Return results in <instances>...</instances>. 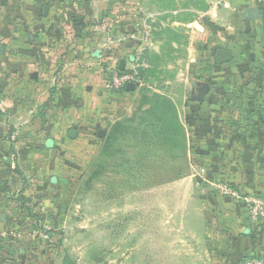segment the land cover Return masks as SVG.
<instances>
[{
    "label": "crops",
    "instance_id": "obj_1",
    "mask_svg": "<svg viewBox=\"0 0 264 264\" xmlns=\"http://www.w3.org/2000/svg\"><path fill=\"white\" fill-rule=\"evenodd\" d=\"M126 1L0 0V233L16 214L53 212L46 201L58 200L66 181L59 177L60 151L69 155L94 135L104 141L114 125L124 126L122 117L143 84L134 56H143L138 40L146 35L135 23L124 24ZM230 1L233 5L214 3L206 26L183 17L188 13L183 7L170 11L173 17L153 14L147 40L160 48L166 42L169 49L185 55L192 50L199 57L212 55L215 69L201 68L196 75V88L210 87L205 100L196 102L201 108V139L211 136L214 142L202 152H212L211 166L219 169L210 179L249 184L247 192L264 199V0ZM136 5L140 7L138 1ZM254 10L260 16L250 18ZM192 25L195 41L188 37ZM219 49L233 53L229 66L216 64ZM117 69L137 75L133 90L127 89L130 84L117 91L105 88L108 71ZM231 86L258 88L260 94L223 95ZM242 103L260 104L263 111L234 107ZM207 107L211 112L203 110ZM185 121L184 129L179 128L186 141ZM74 129L77 135L71 137ZM16 192L22 205H13ZM218 205L226 215L222 228L203 232L205 237L210 231L216 235L213 262L243 264L248 257L264 255V225L253 222L244 205L232 198H220Z\"/></svg>",
    "mask_w": 264,
    "mask_h": 264
},
{
    "label": "rangeland",
    "instance_id": "obj_2",
    "mask_svg": "<svg viewBox=\"0 0 264 264\" xmlns=\"http://www.w3.org/2000/svg\"><path fill=\"white\" fill-rule=\"evenodd\" d=\"M218 1L233 5L230 0L125 2L124 24L135 23V29L146 35L144 41L138 40L143 56L132 54L143 84L122 117L126 119L124 133L108 149L94 135L85 137L90 143L77 145L69 155L60 151L59 177L66 181L59 199L46 201L53 212L12 216L0 233V264H64L67 259L76 264H217L211 257V247L217 243L211 231L222 228L220 223L226 219L217 209L220 198H225L222 189L250 193L249 184L210 179L219 169L211 166L213 153L202 152L214 142L211 136L201 139L197 121L201 108L192 97L199 81L197 70L215 69L212 55L199 57L193 50L185 55L169 49L166 42L161 48L157 42L151 45L147 31L153 30V14L161 19L173 17L170 11L178 7L188 9L183 14L187 20L206 26L208 11ZM195 32L192 25L188 37L193 41ZM119 57L127 58V54ZM222 94L256 97L260 89L231 86ZM158 96L171 103L166 120L158 121L153 114V107L162 105ZM234 107L263 111L260 104L253 103ZM203 110L211 112L210 107ZM186 119L188 144L180 138ZM15 163L21 175L18 161ZM21 198L19 194L13 205H22ZM205 230H211L210 236L205 237Z\"/></svg>",
    "mask_w": 264,
    "mask_h": 264
},
{
    "label": "built area",
    "instance_id": "obj_3",
    "mask_svg": "<svg viewBox=\"0 0 264 264\" xmlns=\"http://www.w3.org/2000/svg\"><path fill=\"white\" fill-rule=\"evenodd\" d=\"M137 75L128 71L110 70L105 79V88L110 91L124 89L127 85L137 82ZM222 195L239 201L249 212V216L257 225H264V199L258 195H240L229 187L222 189ZM243 264H264V255L248 258Z\"/></svg>",
    "mask_w": 264,
    "mask_h": 264
},
{
    "label": "water",
    "instance_id": "obj_4",
    "mask_svg": "<svg viewBox=\"0 0 264 264\" xmlns=\"http://www.w3.org/2000/svg\"><path fill=\"white\" fill-rule=\"evenodd\" d=\"M260 16V13L258 10H254L250 13V18H257ZM1 51V49H0ZM233 60V53L229 50L226 49H219L216 53V57H215V62L217 65H221L224 67L229 66L230 62ZM124 65L125 62L122 61L121 62V66L120 69L123 70L124 69ZM135 87L134 84H130L127 89L128 90H133ZM209 85L208 84H203L200 85L199 87L196 88V91L192 97L193 101L196 102H203L205 100V96L207 95V93L209 92ZM71 137H75L77 135V131L74 129L71 131L70 133ZM99 135L102 137L104 135V131H100Z\"/></svg>",
    "mask_w": 264,
    "mask_h": 264
},
{
    "label": "trees",
    "instance_id": "obj_5",
    "mask_svg": "<svg viewBox=\"0 0 264 264\" xmlns=\"http://www.w3.org/2000/svg\"><path fill=\"white\" fill-rule=\"evenodd\" d=\"M158 100H161L162 97L158 96L157 98ZM159 103V102H157ZM161 104L160 106H155L153 107V114L155 115V118L160 121V120H166V118L168 117V114L171 113V103L168 102L167 100L163 99L161 100ZM170 109V112H168V110L166 108ZM157 111V113L155 112ZM124 131V126L122 124H116L114 125L113 129L111 130V132L109 133L108 136L105 137L104 142L107 144L105 149H108L109 147L111 148V143L114 142L117 138L120 132ZM248 258H252V257H248ZM248 258H246L245 260H247ZM64 264H76L73 261L70 260H65Z\"/></svg>",
    "mask_w": 264,
    "mask_h": 264
}]
</instances>
